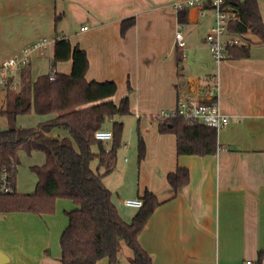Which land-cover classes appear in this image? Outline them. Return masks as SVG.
Returning <instances> with one entry per match:
<instances>
[{"label": "crops", "instance_id": "1", "mask_svg": "<svg viewBox=\"0 0 264 264\" xmlns=\"http://www.w3.org/2000/svg\"><path fill=\"white\" fill-rule=\"evenodd\" d=\"M181 1L0 0V61L38 39L66 37L87 51L89 81L115 80L112 99L117 104L129 96L146 154L139 161L137 142L134 183L130 170L122 168L103 181L126 221L139 207L126 205L125 199H141L145 189L157 195L161 204L139 236L153 264H256L264 249V43L248 34V57L212 61L206 36L214 24L213 9L209 3L188 7L181 23L175 7ZM259 5L264 20V1ZM128 17L136 21L123 36L121 22ZM179 29L185 40L181 61ZM53 47L32 58L33 78L35 57H47L53 69ZM72 64L60 61L54 69L70 73ZM215 75L220 106L229 117L217 131L218 151L178 154L176 135L161 133L154 116L186 95L207 99ZM48 115L55 116H37ZM102 129L111 130L105 125ZM53 133L67 135L63 130ZM180 166L189 169L190 182L175 193L167 176ZM74 206L71 199L60 197L55 213H1L0 251L8 257L6 263L62 264L60 236L68 223L66 212ZM131 257L124 243L114 264H132ZM97 264L110 262L105 257Z\"/></svg>", "mask_w": 264, "mask_h": 264}, {"label": "trees", "instance_id": "2", "mask_svg": "<svg viewBox=\"0 0 264 264\" xmlns=\"http://www.w3.org/2000/svg\"><path fill=\"white\" fill-rule=\"evenodd\" d=\"M227 9L235 13L229 28L240 35L254 34L264 43V20L258 0H226ZM186 9L178 11L182 23ZM134 17L121 22L124 36L135 24ZM251 43L250 40H248ZM53 69L33 78L30 64L22 71L20 89H7L5 114L10 125L0 128V176L4 172L11 178L13 190L0 194V213L30 211L55 213L58 198L71 199L75 206L66 212L68 223L60 236L62 264H97L108 258L110 264L118 260L119 251L125 243L132 250V264H153L152 255L141 245L139 236L147 226L155 209L161 204L157 195L145 189L141 195L143 205L131 221L120 215L112 199V191L104 184V177L117 167V149L121 145L123 122L113 123V144L107 148L105 141L95 138L107 119L115 115L131 114L128 95L117 104L112 97L117 92L115 80H88L87 51L69 38H57L54 42ZM178 59H183L182 47H178ZM250 55L249 44L232 46L228 56L244 58ZM72 60L70 73L54 69L57 62ZM53 77V78H52ZM132 86L129 84V90ZM55 114L34 127L16 124L18 115ZM161 133L176 135L178 154H215L219 143L218 129L206 124H188L181 116L158 118ZM1 127V122H0ZM63 130L66 136L55 135ZM138 130V159L146 154V144ZM31 155L34 151L45 154L42 164L31 166L37 175L34 193H19L16 175L20 153ZM98 160L96 170L91 166ZM103 168L101 171L100 168ZM168 182L179 192L190 182V171L180 166L167 176ZM256 264H264V249L259 251Z\"/></svg>", "mask_w": 264, "mask_h": 264}, {"label": "built area", "instance_id": "3", "mask_svg": "<svg viewBox=\"0 0 264 264\" xmlns=\"http://www.w3.org/2000/svg\"><path fill=\"white\" fill-rule=\"evenodd\" d=\"M226 0H185L175 4L176 9L183 10L188 7L203 5L209 3L214 11L215 18L211 30L206 36V42L209 46L211 54L217 63L227 58L228 49L232 46L246 45L248 35H240L230 30L229 22L235 17V13L227 9ZM85 29L88 26L84 27ZM54 40L49 38H41L24 46L19 52L4 58L0 61V98L5 95L8 88L13 92L20 89L22 81V71L28 66L32 58L37 54L44 55ZM176 44L178 47H184L185 40L182 31L176 32ZM53 78V77H52ZM214 84L207 89V99H202L197 95H186L178 99L175 107L171 109H162L158 113V118L168 116H181L188 124H206L217 129L223 127L229 122L220 106L219 102V81L218 77L213 76ZM95 138L102 141L113 139V131L106 129H98L95 132ZM13 190L11 178L7 172L0 176V194L8 193ZM125 204L132 207H141L143 201L140 198H127ZM246 264H253L247 261Z\"/></svg>", "mask_w": 264, "mask_h": 264}, {"label": "rangeland", "instance_id": "4", "mask_svg": "<svg viewBox=\"0 0 264 264\" xmlns=\"http://www.w3.org/2000/svg\"><path fill=\"white\" fill-rule=\"evenodd\" d=\"M262 1V0H258ZM264 1V0H263ZM182 31L185 29L180 27ZM52 49V47L50 48ZM206 54L214 61L212 58L211 52L209 48H207ZM33 75L39 76L41 74L51 72L52 64L48 60L47 57L37 60V57L33 59ZM3 97V98H2ZM0 98V110L5 108L6 104V96L3 95ZM52 115L38 117L34 112L33 108L31 113L29 114H22L18 115L16 119V124L21 125L24 127H34L40 122H45L47 120L52 119ZM113 119H117L118 121L123 122V135L121 145L117 149V169H126L130 170L128 172V177L132 181L135 182L139 166H138V159H137V142H138V118H136L132 114H125L120 115L117 114L111 119H107L104 125L108 128H111L113 131ZM0 122H1V129H7L10 127L7 117L5 114H2L0 111ZM141 130V128H140ZM113 144V139L105 141V145L107 148H110ZM45 161V154L41 151H34L31 155H28L26 152L20 153V164L18 165V171L16 175V189L19 193H34L36 189L37 183V175L34 171H32L31 166L34 164H42ZM98 160L92 162L91 166L94 170L98 167ZM116 169V171H117ZM100 170L102 171L103 168L101 167ZM116 175V174H115ZM115 177V176H112ZM3 216L0 213V219H3ZM7 229V228H6ZM8 264V263H4Z\"/></svg>", "mask_w": 264, "mask_h": 264}, {"label": "water", "instance_id": "5", "mask_svg": "<svg viewBox=\"0 0 264 264\" xmlns=\"http://www.w3.org/2000/svg\"><path fill=\"white\" fill-rule=\"evenodd\" d=\"M55 61L53 60V63ZM8 257L5 255V253H3L2 251H0V264H4L8 261Z\"/></svg>", "mask_w": 264, "mask_h": 264}]
</instances>
